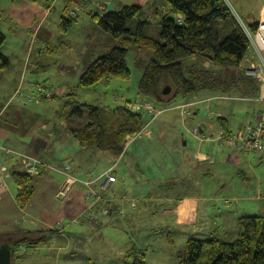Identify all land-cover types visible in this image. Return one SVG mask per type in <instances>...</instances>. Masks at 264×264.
Here are the masks:
<instances>
[{
    "label": "crops",
    "instance_id": "obj_1",
    "mask_svg": "<svg viewBox=\"0 0 264 264\" xmlns=\"http://www.w3.org/2000/svg\"><path fill=\"white\" fill-rule=\"evenodd\" d=\"M54 1L56 0H52L44 6L38 0H0V26L7 25L4 27H7L8 34L11 37L16 30H20L24 32L23 38L28 39L27 44L24 41L19 44V57L15 60V63H12L9 57L0 50V53L9 61V67L0 70V160H3L4 150H10L20 156V159L6 163L9 168L8 177H3L1 181L3 186H0V207L2 209L7 208L11 204V215L6 217L4 216L5 213L0 211V233L12 230L41 232L46 228L56 231L53 236H47L43 244L29 247V249L32 251L37 249L40 253L42 245L48 244L50 246L46 251L49 253L47 256L57 260L59 257H67L74 253L72 250H66L71 243H76L86 237L79 236L82 232H94L107 226V220L104 223H94L80 217L85 207L81 185H76L62 198L57 196L66 174L83 177L88 172L99 174L109 167H114L116 183H120L118 187L121 189L116 188L114 185L112 186L113 193L117 194L118 190H122L126 194L124 196H127V185L129 187L132 184L133 193L140 192L142 194L137 199L138 210L135 214H126L123 218L114 220L111 224L121 223L128 228L139 218H143L145 215H153L154 213L149 212L151 208L152 210L160 209L162 215L173 217L174 220L177 219L182 224L197 226L199 217L207 214L206 206L202 203L207 202L209 207L212 208L214 202L224 200L223 198L202 194L209 192L215 194L214 192L230 190V184L233 185L236 179L239 181V188L243 184L251 182L250 174L254 173L253 168L256 163L261 161L264 152L255 156L234 152L230 147L219 142L205 141L203 136L213 134L219 129L235 133L243 124L254 119L264 110V86L261 81L256 80L247 73L252 66L259 70L261 67L260 62H264V37H259V31L264 26L261 24L264 16V2L258 4L254 13L250 12L251 4H247L245 0L226 2L244 29L245 24L257 23V30L251 35L254 43L250 39L251 47L240 65L234 67L233 70L225 69V71L229 70L239 77L249 78L253 81L251 87L256 85V89H251V87L246 89L244 85H240L242 87L233 89L228 93L203 91L190 99L173 98L167 104L169 110L151 123L148 134L126 145L119 156L114 157L108 152L85 150L80 147L82 150L76 153L73 158H66L53 149L52 146L56 143L62 146L65 141H69L70 138L73 139L69 133L70 130L67 134L58 136L51 132L54 134L51 136L49 125L47 122L42 121V113L39 111L41 104L35 108L27 107L26 105L22 106L20 102L15 100L16 96H19L16 95L18 90L22 98H27L29 93L31 94V92L25 90L27 87L24 89L25 91L20 90V82L23 78L25 79L26 74L30 75L32 80L29 84L24 80V87L27 84L31 89L32 87L42 88V84L39 85L37 82L42 83V69L45 71L46 67L42 64V42L45 44L48 40L44 25ZM72 1L64 0L61 17L64 14L65 7L69 8ZM94 1L104 6V8L97 10L101 16L107 13L105 3H109L114 11L123 6H137L143 12L142 20L155 19L154 16L159 20L158 8H161V6L156 0ZM233 5L238 8L239 13L234 10ZM162 10H166V7L163 6ZM243 18H251V21H244ZM245 31L249 33L246 29ZM0 35L5 39L0 47L2 49L7 44V37L2 32H0ZM31 89L30 91H32ZM60 92L63 96L65 94V96L69 95L67 89L64 88L60 89ZM206 99L209 101L198 103L190 115L185 116L180 109L175 108L177 105L188 101ZM116 100H119V98ZM142 100L140 98L138 102ZM122 101L132 102L128 99ZM133 102H137V100ZM111 103L113 102L111 101ZM208 112H212L213 116H209ZM218 119L225 125V128L218 124ZM195 128L198 130V135L193 133ZM48 144L51 146H49V154L44 152L48 148ZM23 157L37 159L41 166L37 174L29 176L33 181L34 192L29 203L21 208L16 201V188L10 177V169L15 167L25 173L21 160ZM47 169L50 172H47ZM45 171L50 175H46ZM54 173H57L59 177L57 182L52 185L51 180L53 178L51 174L54 175ZM178 175L183 176V180H177ZM11 183L14 186V194H11ZM47 185L53 186L49 194L52 200L58 204L53 212L50 209L42 208L43 198L40 195H42V190ZM263 185L264 183H258L257 195L248 196L246 199L259 202V208L264 211ZM146 186L150 187L147 188L149 189L147 196L144 195V187ZM179 186L183 187L182 192L176 190ZM196 190L202 192L196 193ZM38 193L40 195L37 197ZM173 194H176V198L173 197ZM237 199V197H229L225 199V202L227 203L230 200L236 202ZM14 208L22 213V216H20L21 221L15 217L12 211ZM238 214V210L222 213L219 215V223L215 220L212 221V225H218L219 228L217 227L216 231L212 228L204 229V236L200 239L222 238L216 236L217 231L228 232L227 227L230 221L237 226ZM242 216L252 215L243 213ZM233 217H236V222L233 221ZM236 232L237 230H234V233ZM233 236L234 234H232ZM55 237L58 240H53L54 243L50 241ZM24 250L26 251L24 246L18 247L15 258L17 264L25 261L20 254ZM104 251H101L99 255L107 257L116 254L115 251ZM46 252L38 255L42 257ZM129 252V250L124 251L123 257H128ZM110 262L112 263L109 260L103 261V264H110Z\"/></svg>",
    "mask_w": 264,
    "mask_h": 264
},
{
    "label": "trees",
    "instance_id": "obj_2",
    "mask_svg": "<svg viewBox=\"0 0 264 264\" xmlns=\"http://www.w3.org/2000/svg\"><path fill=\"white\" fill-rule=\"evenodd\" d=\"M159 7L160 32L154 38L144 33L147 20L137 6H123L112 13L98 17L92 15L101 29L116 39L118 45L108 53L92 60L78 79V85L90 88L112 79L127 81L130 70L125 57L128 49L150 52L149 60L137 86V94L158 107H168L171 99H190L203 91L228 93L233 89L250 88L252 80L237 76L229 70L215 73L194 65L183 66L182 60L199 57L211 65L238 67L251 47L250 35L257 30V23L240 24L225 0H156ZM166 10H161L162 7ZM68 7L60 18L59 28L67 32L73 19ZM137 21L135 30L129 24ZM5 39L0 35V47ZM9 67L8 59L0 53V70ZM169 86L167 95L162 90ZM256 89V85L251 87ZM63 110L67 117L81 116L80 107L87 110V124L71 129L70 135L85 150L108 152L119 156L127 141L140 132L142 115L124 107L93 106L80 104L75 94L66 96ZM52 98H55L53 95ZM218 124L225 125L218 119ZM10 177L16 188V201L24 208L33 195V181L26 173L13 167ZM49 233H53L49 230ZM44 232L16 231L0 233V245L12 247L14 260L18 247H34L45 242ZM130 264H146L144 254L135 257ZM178 264H264V215L242 216L237 219V235L231 241L212 237L189 238L179 256Z\"/></svg>",
    "mask_w": 264,
    "mask_h": 264
},
{
    "label": "rangeland",
    "instance_id": "obj_3",
    "mask_svg": "<svg viewBox=\"0 0 264 264\" xmlns=\"http://www.w3.org/2000/svg\"><path fill=\"white\" fill-rule=\"evenodd\" d=\"M38 1H41L45 6L52 0ZM76 1H79L82 5H84L85 9H80L79 4H77L74 0L70 3L69 9L74 10L76 12V16L74 17L73 22L68 28L67 32L64 33L59 28V22L62 13L61 9L64 4V0H56L53 2V5L50 7L49 16L45 21L44 30L47 31L48 40L45 42V44L42 42V64L46 67L45 71L42 69V83H37H39V85L42 84V89L45 92H50L51 96L49 98H45L44 94H39L38 89H36L37 87H32L31 89V87H29L27 84L31 83L30 81L32 78L30 75L26 74L25 79L23 78L21 80L19 86L22 88H20L21 91L27 90L31 92V94L29 93L28 96L32 99L29 100L28 96L27 98H22L20 96H16L15 98V100L20 102L22 106L26 105L27 107L30 106L35 108L38 107L37 105L41 104V106H39V111L42 113V121L47 122L49 125V128L51 129L50 134L55 133L57 136L67 134L68 130L71 129L83 128L88 121V112L84 106L80 107L81 116H66L63 110V103L66 100V94L64 96L61 95L60 89H67V94H75L77 101L80 104L93 106H103L107 104L110 106H119L123 103H130L129 101H122L125 99H128L132 102L137 100L138 102L140 97L137 94V86L143 75L145 66L153 57V54L150 52L137 49L136 47H131L128 49L125 57L126 64L130 70L129 80L123 81L112 79L108 82V84L100 83L90 88L80 87L78 85V79L87 65L95 58L108 53L113 47L118 45V42L116 39L104 32L91 15L98 13L97 10L102 9L101 6H103V4L97 3L94 0ZM225 1L228 3L230 0ZM245 2H247V4H251L250 12L254 13L258 4L264 2V0H245ZM96 4H99V8ZM233 7L235 6L233 5ZM234 10L239 13L238 8L235 7ZM159 15H161V11ZM154 18L155 19H146L148 24L145 25L144 33L148 36L156 38L160 32V26L158 25V18L155 16ZM243 19L244 21H251V18ZM261 24L264 25V16ZM136 25L137 21L133 20L129 24V29L134 31ZM4 26H0V32L6 35L7 44H5L2 49L0 48V50L9 57V60L12 63H15V60L19 57V44L22 43V41L26 42L27 44L28 39L25 40L23 38L24 32L20 30H16L15 34L11 37L10 34H8L7 27L5 28ZM259 37H264V26H262L261 30L259 31ZM260 63L264 67V62L261 61ZM182 65L184 67L190 65H194L197 68L203 67L205 69L213 70L215 73L222 74L225 72V69H235L234 67L230 66L211 65L208 62H204L202 59H199V57L183 59ZM24 80L27 82L25 87L23 84ZM30 89L32 91H30ZM53 95L55 98H52ZM117 98H119V100H116ZM16 101H14L15 104H17ZM111 101L114 104L111 103ZM163 108H167V110H169L168 107ZM167 110H164L162 113H160V115L165 113ZM53 135L54 134L51 136ZM65 142L62 144V146L60 143V145L56 143V145L52 146V148L57 150L58 153L66 158H73L76 153L82 150L78 143L71 138L69 141ZM49 146L50 145L48 144V148L44 150V152L47 154L50 152L49 148L51 146ZM58 146L60 149H57ZM262 153H252L250 155L255 156ZM260 160L261 161L256 163L255 167L253 168L254 173L250 174L252 179L249 184H243L242 187L239 188V181L236 179L234 183L235 186L234 184L232 185V183L230 184V190L228 189L223 192H214L215 194H211L210 192L207 194H202L205 196L211 195V197L223 198L224 200L214 202L212 208L209 207L207 202L202 203V205L206 206L207 214L203 213L204 215L199 217L197 226L186 225L184 223L182 224L177 219L174 220L173 217H165L162 215L160 209L156 208L155 210H152L151 208L149 209V212L154 213L153 215H145L143 218H139L135 223L132 224V226L130 225L129 228L125 225H122L121 223L111 225L114 221L110 220L111 222L107 221V226H104L99 230L94 232H82L79 236L86 237L77 241L76 243H71V245L66 250H72L74 253L67 257H59L57 260L47 256L49 253L46 251L50 246L48 244L42 245L40 253L37 249L32 251L29 249V247L24 246L26 251H21L20 254L21 258L25 259V261H23L21 264H103V261L106 262L107 260L112 261L110 264H127L132 263L133 259H135V257H139L140 254H144L146 264H178L180 253L182 252L187 239L203 238L204 229L206 230L212 228V230L216 231L218 225L213 226L212 221L215 220L217 223H219V215L222 213L238 210V217L242 216L243 213L253 216L264 215V211L259 208V202L252 199H246L248 196H256L258 193V183H264V156H262ZM46 171L50 172L49 169ZM46 171L45 174L50 175ZM51 176L53 178L51 180V184L54 185L57 182L59 175L54 173V175L51 174ZM181 179L183 180V176L180 175L177 180L181 181ZM52 185H47L45 189L42 190V195L38 193L37 197L39 195L42 196L43 209H50L53 212L55 210L54 208H56L58 204L52 200V197L49 194L53 187ZM114 185L117 188L120 186V183L118 182ZM144 188V195L147 196L149 192V189L147 188L150 187L146 186ZM182 188L183 187L179 186L176 190H181L182 192ZM118 189L121 188L118 187ZM129 189L131 190L129 191ZM132 189H134L132 184H130L129 187L127 185L126 198L133 196L134 193ZM201 192V190H196V193ZM245 192L246 194H244ZM12 193L14 194V186L11 183V194ZM115 195L121 196L126 194L124 191L118 190V193ZM140 195H142L140 192H136V194L133 196L137 203V199L140 198ZM175 195L176 194H173L174 198H176ZM229 197H237L238 199L236 202L235 200H230L226 203L225 199ZM10 205L7 208L4 207L3 209L0 207V211L4 212V216L6 217L11 215ZM35 205L37 206V204ZM137 210L138 208L136 206L135 210L127 212L126 214H135ZM12 211L15 217L19 218L21 221L20 216H22V213H20L17 208L12 209ZM235 218L233 221H235ZM228 225V232L223 233L217 231L216 236H220L226 241L233 240L237 235V232L234 233V230H237V226L231 221L228 223ZM49 230V228L42 230L46 237L53 236L56 232L52 231L53 233H49ZM13 232L16 231H8V233ZM232 234H234L233 237ZM53 240H58V238H52L50 241L54 243ZM108 250L115 251L116 254L107 257L99 255L101 251L107 252ZM127 250L130 251L129 255L128 257L124 258L122 254ZM44 252L46 253L45 255L43 254L42 257L38 255ZM74 255L76 256L73 257ZM13 264H17L15 259L13 260Z\"/></svg>",
    "mask_w": 264,
    "mask_h": 264
},
{
    "label": "built area",
    "instance_id": "obj_4",
    "mask_svg": "<svg viewBox=\"0 0 264 264\" xmlns=\"http://www.w3.org/2000/svg\"><path fill=\"white\" fill-rule=\"evenodd\" d=\"M75 2L79 4L80 9H85L84 5H82L79 1ZM96 5L99 8V4ZM101 7L104 8V6ZM67 13L70 18H74L76 16V12L69 8ZM247 34L249 39H251L254 43L253 37L249 33ZM258 55L260 56L259 52ZM247 73L249 76L261 81L264 86V67L262 65L259 70L252 66ZM36 89H38L39 94H44L45 98H49L51 96L50 92H45L41 87H37ZM16 95H21L19 90ZM31 99L32 98L29 97V100ZM208 101V99L188 101L177 105L175 108L180 109L181 113L186 116L192 113L198 103H205ZM118 107H124L133 113L141 114L143 118V126L140 132L131 137L125 144V147L130 142L140 139L143 135L148 134L151 123L160 115V113L167 110V108L158 107L148 100L123 103ZM208 115L213 116L212 112H208ZM193 133L198 135L197 128L193 130ZM203 139L210 142H219L227 147H230L234 152L244 153L246 155H250L252 153H262L264 152V110L253 120L243 124L235 133L219 129L213 134L203 136ZM18 158L20 159V156L10 150L3 151V160H0V186H3L1 183L2 178L8 177L9 168L6 163L14 162ZM21 160L25 173L28 176L38 173L41 163L37 159H26L23 157ZM64 176V182L62 183L57 196L62 198L76 185H81L83 188L85 207L80 214V217L87 221L94 223H104L106 220L114 221L123 218L127 212H131L136 209L137 201L133 197L126 198L124 195L116 196L115 192L113 193L112 186L117 182L114 167H109L99 174L88 172L83 177H78L72 174H66Z\"/></svg>",
    "mask_w": 264,
    "mask_h": 264
},
{
    "label": "water",
    "instance_id": "obj_5",
    "mask_svg": "<svg viewBox=\"0 0 264 264\" xmlns=\"http://www.w3.org/2000/svg\"><path fill=\"white\" fill-rule=\"evenodd\" d=\"M105 8L107 13H112L114 11L112 5L109 3H105ZM98 17L101 16V14L95 13ZM171 91L169 86H166L162 90L163 95L169 94ZM13 253H12V247L8 243H3L0 245V264H13Z\"/></svg>",
    "mask_w": 264,
    "mask_h": 264
}]
</instances>
